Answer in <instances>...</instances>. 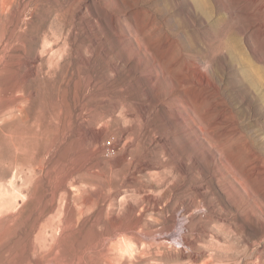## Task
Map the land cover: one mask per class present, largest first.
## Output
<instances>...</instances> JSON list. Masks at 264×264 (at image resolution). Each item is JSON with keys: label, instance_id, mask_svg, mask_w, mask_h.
I'll use <instances>...</instances> for the list:
<instances>
[{"label": "rangeland", "instance_id": "374dc122", "mask_svg": "<svg viewBox=\"0 0 264 264\" xmlns=\"http://www.w3.org/2000/svg\"><path fill=\"white\" fill-rule=\"evenodd\" d=\"M5 8L0 264H90L88 242L141 216L135 233L149 243L118 235L112 264H264V0H6ZM242 49L263 68H252L255 86ZM127 129L163 137L151 149L155 168L128 189L129 167L110 170ZM103 131L114 153L87 178V153ZM146 148L134 145L128 159ZM182 239L203 255L194 260Z\"/></svg>", "mask_w": 264, "mask_h": 264}, {"label": "bare ground", "instance_id": "6f19581e", "mask_svg": "<svg viewBox=\"0 0 264 264\" xmlns=\"http://www.w3.org/2000/svg\"><path fill=\"white\" fill-rule=\"evenodd\" d=\"M0 4H1L0 5L1 6V13H4V11L6 10V8H5L6 0H2V3H0ZM21 18H22L21 14L17 13L16 18L14 19V22H13L15 29H18L20 27ZM242 54L244 55V59H242L241 61H242V64L245 65V69L243 70V75H244V77H246L251 82V85L255 86L256 82H255V76H253V74H252V68H254L260 72L263 71V68L257 66L249 58V56L247 55V53L243 49H242ZM39 60H40L39 56H35L34 58L29 59L27 65L29 67L30 73H34V71H35L34 66L38 63ZM84 114H85V111L83 108H81L80 111L78 112V117L84 116ZM141 119H142V121H146V119H147L146 114H142ZM104 137H105V131H103L102 134H100V136H98L97 138L94 139V141L92 142V147L90 148V150L87 153L85 168L83 169V171H84L83 175L87 178H91L94 176L96 163H99V162L101 163L103 160H106L105 156L107 154L112 155V153H114L113 152L114 150L112 151L111 148L107 149L104 145H102ZM150 137L151 138H148L147 136H144V135H137L136 136V134L134 132H131L130 129L122 130L120 132V140L118 141L117 144H115V149H117V150L121 149L122 154L117 159V161L114 162V165H112L110 167V170H111V173H113L115 171V168L118 171L119 168L126 167V166L129 167L130 173L127 175L125 185L123 186L126 189L132 187V185H135L138 182V176L139 175L145 174L148 169L155 168L154 163H152L151 159H150L151 149H152V146L154 144H156L155 143L156 141L161 143L163 141V137H158V136H156V134H151ZM152 138H153V141H152ZM148 140L150 142H148V144H147L146 141H148ZM133 142H136V143H134V145H140V144L145 145L146 144L147 148L145 150V156L143 159L140 160L136 157L128 159V157H130L132 155L131 151H132V147L134 146V145L133 146H129V145ZM88 180H89L88 187L91 188L94 182L92 179H88ZM120 189L116 191L117 196H119L121 194ZM197 194L199 196L204 195V189L203 188L198 189ZM117 196L112 200V202L113 201L117 202V200H118ZM195 204H196L195 201H193L191 208H195ZM86 207L88 210H91L94 207V203L88 202L86 204ZM137 209H138L137 206L133 205L131 207L130 212H132V214L135 213V215H136ZM191 211L192 210L189 209L187 212H191ZM209 218L212 219V217H210V216H209ZM175 221H176L175 219L168 220V223L165 227L166 230H168V231L173 230L175 228V226H174ZM142 224H143V218L141 216V217H139V219H137L135 227H133V228L117 229V230H114V232H112L110 235L104 237L101 240L88 242V245H87L85 252H86V255L88 256V259L90 260V264H102L103 261H106V262L108 261L112 264L115 257L113 256V253H111V249L109 248V242H110V240L115 239L118 235H121V234L132 235V236H134V238H136V240L138 241L139 244L149 243V241L147 239H145V241L141 240L140 237L137 236V233H135V232H137V229L142 227ZM173 234L175 235L176 232L175 233L173 232ZM176 235H178V234H176ZM168 240H170L169 237H161V239H160L161 245L168 242ZM182 243L192 247V250L194 251L192 258L194 260L199 259V257H201L203 255L202 253L196 252L197 251V243L196 242H191L190 240L182 239ZM125 250L129 251L130 248L126 247Z\"/></svg>", "mask_w": 264, "mask_h": 264}]
</instances>
